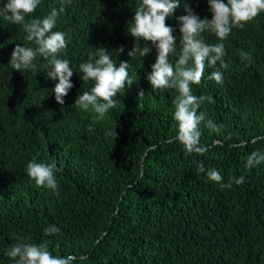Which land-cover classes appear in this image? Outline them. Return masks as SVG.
Instances as JSON below:
<instances>
[{
    "label": "trees",
    "instance_id": "16d2710c",
    "mask_svg": "<svg viewBox=\"0 0 264 264\" xmlns=\"http://www.w3.org/2000/svg\"><path fill=\"white\" fill-rule=\"evenodd\" d=\"M141 0H71L54 30L66 33L59 58L70 61L73 88L55 101L58 81L47 78L48 61L38 57L37 70L9 65L17 44L26 41L22 25L0 17V264H15L6 255L17 238L49 241L54 255H71L74 264H264V163L246 168L253 151L264 152V13L223 41V84L209 80L206 67L194 95L212 97L200 111L220 127L201 125L204 155H186L175 141L173 89L153 93L147 75L156 50L141 58L127 52L144 41L128 28ZM7 0H0L3 9ZM187 4L200 18H212L207 0H181L166 24L174 28L176 53ZM61 0H41L33 13L43 18ZM215 44L214 34H202ZM124 52L119 54L118 48ZM99 47L112 60L129 61L130 78L114 99L117 105L103 120L75 107L79 94L90 90L79 65ZM251 53V61L240 52ZM218 67V65H217ZM145 95L138 97V91ZM89 127L92 131H89ZM116 133V136H115ZM32 159L55 163L58 192L38 188L26 165ZM205 167L197 172L198 163ZM215 168L227 184L244 176L245 183L222 188L208 180ZM56 225L61 232L45 236Z\"/></svg>",
    "mask_w": 264,
    "mask_h": 264
},
{
    "label": "clouds",
    "instance_id": "9594fccd",
    "mask_svg": "<svg viewBox=\"0 0 264 264\" xmlns=\"http://www.w3.org/2000/svg\"><path fill=\"white\" fill-rule=\"evenodd\" d=\"M41 0H7L0 17L11 24L22 25L26 33L25 39L32 46L17 44L9 60L12 69L23 72L36 71L34 63L38 57L48 61L51 70L47 78L58 81L53 89L55 101L63 105L69 91L73 88L71 77L73 69L70 61L59 58L60 53L67 47L66 33L56 28L57 20L66 11L65 5L71 0H61V6L53 8L43 17H34ZM212 18H200L187 4L184 6L185 15L177 17L180 31V50L173 64L169 57L176 53L177 38L173 35L174 28L166 24V19L172 17L181 6V0H141L134 11V16L128 28L134 40L144 41L141 47L135 45L127 52L128 57L134 58L137 54L141 58L152 51L147 42L155 47L156 61L151 65V72L147 75L152 92L158 93L165 89H173L177 95L174 100L175 111L173 119L176 121L177 131L175 141L183 146L186 155H204L208 148L201 143V125L212 132H219L220 127L211 119L206 120V114L200 111L201 105L211 102L212 97L207 95H194L193 85H200L206 67L216 69L211 71L209 80L223 84V71L229 68L225 62V44L233 29H243L261 13H264V0H207ZM204 33L214 34L218 43L205 42ZM124 52V47L118 48V53ZM241 60L251 61V53L240 52ZM218 65V67H217ZM129 61H120L119 65L109 55L104 47L87 62L79 65L82 81H92L90 90L79 94L73 105L85 112H94L97 119L103 120L110 109L117 105V96L126 86H131ZM145 95L144 90L138 91V97ZM89 131L92 128L89 127ZM116 136V133H115ZM264 163V152L253 151L246 158V168H253ZM55 163L38 162L32 159L26 165V172L36 187L58 192ZM197 172L204 173L202 162L197 165ZM209 181L218 183L222 188H231L232 184L245 183L244 176L230 178L227 184L223 183V176L215 168L207 170ZM61 229L50 225L44 229L45 236L56 235ZM49 241L41 243L26 242L17 238V243L10 246L6 255L15 261V264H74L75 257L71 255H54L49 249Z\"/></svg>",
    "mask_w": 264,
    "mask_h": 264
}]
</instances>
